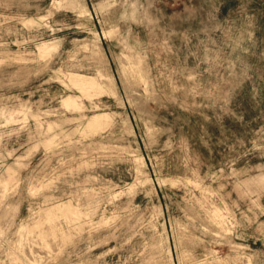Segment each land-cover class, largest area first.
<instances>
[{
  "label": "rangeland",
  "instance_id": "374dc122",
  "mask_svg": "<svg viewBox=\"0 0 264 264\" xmlns=\"http://www.w3.org/2000/svg\"><path fill=\"white\" fill-rule=\"evenodd\" d=\"M0 264H264V0H0Z\"/></svg>",
  "mask_w": 264,
  "mask_h": 264
}]
</instances>
